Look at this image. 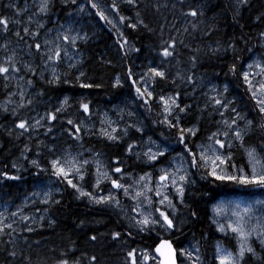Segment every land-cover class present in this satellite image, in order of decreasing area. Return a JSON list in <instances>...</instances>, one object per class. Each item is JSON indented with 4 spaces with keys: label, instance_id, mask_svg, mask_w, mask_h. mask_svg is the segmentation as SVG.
Segmentation results:
<instances>
[{
    "label": "trees",
    "instance_id": "16d2710c",
    "mask_svg": "<svg viewBox=\"0 0 264 264\" xmlns=\"http://www.w3.org/2000/svg\"><path fill=\"white\" fill-rule=\"evenodd\" d=\"M8 2L9 0H0V14L15 19L17 17L14 16V10L4 6ZM14 2L21 7L27 5L26 12L21 13L19 17L21 20H26L27 16L35 12L39 0H14ZM93 2H100L103 5L109 19L117 22L116 27L101 20L96 15L97 9H92L87 0H76L75 5L70 3L65 5L61 0H53L48 15L37 14L34 19L39 18L46 24L45 29L40 32V38L46 34L48 29L53 30L56 25L62 23L69 24L81 35L87 34V40L78 41V49L70 50V52H78L80 63L77 64V67L86 72L90 78L85 82L101 84L100 88L83 89L75 84L74 77L78 73L76 69L68 68V61L58 64L56 71L61 76L67 74L70 83L47 84L46 80L51 77L50 69H46L41 64L38 56L29 57L26 55L27 47L24 41L18 44L15 36L7 37L11 41L9 50L14 47L17 51L23 49L24 59L37 69L35 76L28 74L33 78V85L30 87L25 85L28 96L34 98L30 107L17 108L19 96H9V92L17 91L15 80L11 82L7 90L3 88V81L0 80V171L6 170L12 175L22 177L15 181L0 180V207L8 214L15 211L17 206L25 205V197H29L30 193L35 192L37 183L43 181L42 175L39 176V171L20 156L25 143H28L30 148V154H26L27 159H34L36 157L34 150H36L40 157V163H44L41 164V167L46 165L44 159L50 157L45 145L56 144L62 148L71 146L72 149L78 150L79 144H82L86 151L91 150L94 153H99L109 163L113 156L119 155L124 161L127 171L144 173L154 170V168L141 163L136 159L135 154L124 152L126 142H131L128 137L113 142L98 134L103 115L109 114L112 119L118 120L122 124H135L137 127H142L144 129L142 133H136L134 129L129 130V137L138 142L146 135H153L166 143L176 144V149L180 152H182L183 146L178 143L176 130L169 129L161 123H154V121H161L164 118L158 103V97L161 94L173 93L178 90L180 97L177 102L180 106L183 107L186 104L192 106L187 115H181L183 117L182 126L187 127L195 124L199 129L198 135L191 138L190 147L194 151L197 143H203L212 132L224 129L223 123H217L218 121H222L224 118L230 119L233 115L229 109H219L212 103L210 97L231 101L230 107H235L241 115L248 119L255 117L258 121L260 120L256 112L252 110L254 102L246 92L239 72L245 70L240 67L241 62L246 64L249 60L248 49L256 50L251 55L256 52L264 53V47L260 46L257 35L259 31L264 30V24L256 20V16L264 13V0H248L247 6L240 7H237L235 0H159L161 4L167 3L168 5L159 11L151 7L157 0H137L135 5H128L122 0H116L119 5V14L128 18L125 23H119L116 13L108 7L112 0H93ZM173 3H175V8L172 7ZM81 4L84 5L82 12L79 10ZM189 8H197L203 12V15L197 17L182 15ZM137 12L140 13V18L144 19L149 28L153 29L152 32L142 26H138L135 30L126 27V24L136 22ZM189 21L197 25L195 30L192 29ZM160 23H165L164 39L176 36L178 40L182 39L184 44L189 45V48H185L178 44L179 55L170 58L163 65L169 73V80L177 71H180L182 75H192L194 83L189 85L186 81L177 80L176 85H172L170 82L158 81L154 87L155 99L149 100L147 106H142V102L135 99V92L126 79V72L131 67L138 80L139 75L149 66H156L159 63L157 50L161 40ZM184 28H187L188 31L184 32ZM117 29L127 37L131 47L140 49V51H131L129 45H126L123 50L119 49ZM177 29L180 30L179 33L176 31ZM25 39L27 44H31L34 38L26 37ZM41 39L40 42H42ZM4 42L5 38L0 35V43ZM234 42L235 49L233 50L228 45ZM197 48L200 51L197 53L196 66L193 68L188 63V57L193 54L192 50ZM209 48H219V51L213 55L209 52ZM4 56L5 52L0 49V61ZM237 56L241 57L240 61L236 60ZM105 61H111V63L108 64ZM233 63L237 64L236 75L228 71L229 66ZM41 71L44 80L39 78ZM20 75L24 76L25 73L21 72ZM117 75L121 78L123 86L114 88L112 84ZM137 86L143 88L144 84L141 82ZM212 87L217 89L214 95L209 93V89ZM39 93H43V95H39ZM64 96L70 98L68 106L59 114L57 120L41 121L42 127L31 131L30 135L26 133L17 138L19 130L15 129L13 125L18 118H27L30 122L33 118L39 119L46 111L60 107L59 100ZM82 97L86 98L92 107V114L87 119L82 115V110L78 108V101ZM5 106L8 111L3 110ZM13 109L17 111L16 116L12 115ZM221 111L225 114L223 118L220 116ZM129 112L132 113L131 116L128 115ZM68 119L77 123L84 120L82 127L86 131L81 132L82 140L80 142H75L67 135ZM48 128H52L51 133L47 132ZM9 130H11V135H9ZM255 140L256 136L253 135L248 142L252 143ZM38 141L43 142L39 148L36 147ZM233 151L234 162L244 164L246 161L242 157L239 147L237 146ZM166 162L167 160L164 158L160 164L164 165ZM12 163H17L18 167L22 165V170L18 172L12 169ZM190 170L191 180L195 183L190 184L186 189L185 204L189 205L191 210L199 209V219L189 218V210L178 204L180 220L184 221L185 225L182 233H173L172 238L178 237L180 245L184 246L191 242L198 243L204 264H214V246L217 241L234 248L233 239L231 236L225 238L224 235L219 234L215 225L209 221L210 211L205 208L204 201L201 199V194L208 185L201 178L200 171L193 168ZM89 172L91 173L90 168ZM85 180H88V185L92 183L91 176H87ZM57 190L58 192L51 196L53 199L59 200L60 204L47 205L48 212L44 213L45 205L34 202L35 209L41 210L40 213L31 211L35 219L39 220L41 214L45 215V220L40 221L42 226L31 224V221L23 222L35 229L32 233H27L22 232L18 225H14L17 227V232L14 234V244L9 246L8 250H11V247H15L18 252L23 250L25 254L32 256L33 264H55L61 258L60 253L69 248L72 251L69 252L67 258L70 261L79 258L80 264H89L86 257L93 255L98 258V264H126V252L130 248L154 246V234L148 232L135 236L127 243L124 240L112 241L109 235L111 231H127L129 228L118 212L100 206H92L82 198L77 199L73 189L67 187L63 182L58 181ZM218 191L221 193L219 198L225 197L226 190L223 187ZM227 196L264 198V192L237 189L234 193L228 192ZM29 207L32 208V205ZM27 209L24 207V213L29 215ZM49 219L54 221L51 226L47 223ZM8 222L11 221L6 219L5 223ZM93 234L98 236L95 243L88 239ZM24 237H27V243H25ZM5 247L4 243L0 241V264H10L7 253L3 250ZM257 248L259 254L261 249ZM15 264H19V257ZM250 264H259V262L253 258Z\"/></svg>",
    "mask_w": 264,
    "mask_h": 264
},
{
    "label": "snow or ice",
    "instance_id": "6c2138e0",
    "mask_svg": "<svg viewBox=\"0 0 264 264\" xmlns=\"http://www.w3.org/2000/svg\"><path fill=\"white\" fill-rule=\"evenodd\" d=\"M65 5L76 4V0H61ZM92 9H97L96 15L106 21L108 24L116 25L113 20L105 14L103 10H100V5L93 2V0H87ZM123 3L128 5H135L137 0H122ZM248 0H236L237 7L247 6ZM53 5V0H39L38 6L32 15L27 16L26 20H21L19 17L21 13L26 12L27 5L21 7L14 0L4 5L6 8L14 10V16L12 18L4 14H0V35L5 38L4 43H0V49H3L5 56L0 61V80L3 81V88L8 89L13 80L16 81V92H9V96H19V102L17 108L30 107L34 98L28 96L27 86H32L34 81L32 76L37 74V69L33 67L32 63L24 59V50L14 47L9 50L10 40L7 39L9 35L17 38V43L24 41L27 47L26 55L29 57L38 56L40 62L46 69H50L51 77L46 80L49 85L56 84H69L70 80L65 74L57 73L56 66L60 63L68 61L69 69H76L77 75L74 77V83L78 84L80 88L92 89L100 88L101 84L85 82L90 78L86 72L81 71L77 64L80 63L79 55L77 51H73L70 54V50L78 49V41H86L87 34L81 35L79 31L73 29L71 26H60V30L57 31V35L53 39H44L40 42V32L45 29L46 24L41 22L39 18L34 19L37 14H43L47 16L50 12V6ZM167 3L161 4L159 0L152 4L151 7L159 11L161 8H166ZM108 7L116 13L119 23H125L127 17L119 14V5L116 0H112V3ZM175 8V3L172 4ZM79 10H84V5H79ZM184 16L197 17L203 15V12L197 8H189L186 13H182ZM136 22L126 24V27L133 30L138 26H142L149 32L153 29L149 28L144 19L140 18V13H136ZM235 19V16H234ZM256 20L264 24V13L256 16ZM193 30L197 28V25L189 21ZM159 28L161 30L160 47L157 50V57L159 63L156 66H149L146 71L139 75L138 80L135 78L131 67L127 69L126 79L130 82V86L134 89L135 99L142 102V106H147L149 100L154 98L155 84L160 82H170L172 85H176L177 80L181 82H187L191 85L194 83V77L192 75H182L180 71H177L174 76L169 80V73L165 70L164 64H166L170 58H175L179 55L177 52V45H183L185 48H189V45L184 44L182 39L178 40L176 36H169L167 39L163 38L165 23H160ZM15 29V30H13ZM52 29H48L47 32L51 33ZM178 33L179 29L176 30ZM188 29L184 28V32ZM211 31V29H209ZM119 39L117 41L119 49L123 50L126 45H129L128 39L124 36L122 31L117 29ZM207 34V33H205ZM182 35V33H181ZM259 44L264 47V30L258 32ZM26 37L34 38L31 44H27ZM250 39V38H249ZM229 48L235 49V42L228 45ZM131 51L139 52L140 49H136L129 45ZM193 54L188 57V63L191 67L196 66L197 53L200 49L192 50ZM219 51V48H209V52L213 55ZM250 56L248 59L250 63L241 62L240 67L245 69L239 72L243 86H245L246 92L250 95L251 100L254 102L253 111L260 117L258 121L255 117L248 119L246 116L235 108L230 107L231 101L225 99L210 97L214 105L219 109H229L233 114L231 118H224L217 123H223L224 130L219 129L216 132H212L206 137L207 143H197L195 145V151L191 144V138L195 137L199 133V129L195 124L191 126H182V115H187L191 110V105H184L183 107L177 102L180 97V92L175 90L168 95H159L158 101L163 106L162 114L163 120L154 121V123H161L166 125L169 129H175L178 137V143L183 146L182 152L176 153L175 157H172L164 166L157 169L159 175L153 176L150 172H144L141 175H134L132 172H128L124 166V161L119 155H115L111 158V163L105 165L99 158L100 154H93V160L82 158V153L77 151L73 153L70 151L71 146L68 148H62L56 144L45 145L48 149L51 158L46 160L47 167H41V163L38 159H27L26 154H30L29 144L25 143L24 148L20 152V156L32 167L36 168L39 172H48L50 169V179L55 178L57 181L63 182L67 187L73 189L77 194L76 198H87L91 204L94 205H107L113 208H120L121 202L114 191L122 192L123 196L134 202V206L130 210L121 208V211H126L129 219V228L127 231H111L110 237L112 241L124 240L127 243L128 240L134 239L135 236L141 233L154 234V246L149 245L147 247L130 248L126 252V264H204L201 255L199 254V248L191 243L188 246H181L178 240L173 239V233H182L185 225L184 221L177 219V213L179 211L177 203L184 209L189 210V218L199 219V209L191 210L190 206L185 204L186 189L190 184H194L195 181L190 180L189 168L196 169L201 172V178L206 181L207 187L201 194V199L204 201L205 208L208 209L211 215L208 216L209 221L215 225L216 231L223 233L225 238L229 236L234 237L236 244L234 249L225 248L219 241L215 246V255L213 257L214 264H250V261L255 258L259 264H264V199L257 200H232L228 199V192H235L237 189L247 190H260L264 192V53L260 54L259 59L254 58L251 54L255 49H248ZM237 61L241 60L240 56L236 57ZM110 64L111 61H105ZM153 63H156L153 61ZM250 69L258 71H249ZM228 71L233 75L237 74V64L233 63L229 66ZM25 73L21 76L20 73ZM32 74V76H28ZM26 76L28 77L26 79ZM258 77V79H257ZM39 78L44 80L43 72L39 73ZM143 83L144 87L137 86L138 83ZM123 83L119 75L116 76L112 87H122ZM213 92L216 91L215 87H212ZM227 89L225 88V91ZM195 91V89H193ZM43 95V93H39ZM68 96H64L59 100L60 107H56L51 111H46L39 119L33 118L31 122L27 118H18L14 123V128L19 130L18 137L24 136L26 133L29 135L31 131H34L38 127H42L41 121H55L58 119L59 114L68 106ZM11 102V101H9ZM78 108L82 110V115L85 118H90L92 114L91 103L86 98H81L78 101ZM4 111H8L7 106L4 107ZM122 111V110H121ZM175 113V114H174ZM12 115L16 116V109L12 110ZM132 115L131 112L128 113ZM224 112H220V116L224 117ZM122 119V117H121ZM199 120V117H197ZM102 127L99 129V135L106 138L108 141H121L125 137H128L131 142H126L124 146V152L128 154H135L137 160H145L149 167H155L156 164H160L164 160L168 151L167 147L161 148L156 141L149 138L146 142H138L136 139L129 137V130L134 129L136 133H142L144 129L137 127L135 124H126L123 129L119 128L117 121L110 119H101ZM67 135L75 142L82 140L81 132L86 131L82 126L84 120H80L79 123L72 119L67 120ZM243 125V126H241ZM52 128H48L47 132L51 133ZM11 135V130H9ZM256 136L255 142L249 143L252 136ZM223 137V138H219ZM43 144L42 141H38L36 147L39 148ZM82 148L83 145L79 144ZM239 147L242 157L246 161L244 164H237L234 162L235 155L234 149ZM137 148H141V151H136ZM91 151V150H89ZM60 154H57V153ZM177 161L179 164L177 165ZM187 163L188 167L184 165ZM95 165V170L89 172V168ZM111 164H115L112 167ZM11 168L18 172L22 170V165L18 167L17 163H12ZM86 176L92 177V183L90 185L92 191L85 190L83 183H77V181L83 182ZM125 177L130 183L122 182ZM20 175H12L9 171H0V180H20ZM105 184L109 185L107 194L104 193ZM221 187L225 189V199H219L221 193L218 191ZM99 190V191H96ZM40 192L30 193L29 196L39 197ZM44 199L39 202L45 205L43 212H48L47 205L55 204L59 205L60 201L55 200L51 196L50 191L43 192ZM28 200V197H25ZM210 206V207H209ZM24 207L17 206L16 210L11 212L7 217L3 212H0V241L6 246L4 251L7 253V257L10 260V264H15L16 259L19 257V264H33L32 256L25 254L23 250L19 252L15 247L9 246L14 244V234L17 232L18 225L22 232L32 233L35 229L29 224L23 222L31 221L38 227L42 226L40 221L45 220V215L41 214L39 220L35 219V216H30L24 213ZM40 209H36V213H40ZM11 222L5 223V220ZM255 219V222L253 220ZM49 226L54 221L47 220ZM83 223V222H81ZM135 229V232H133ZM167 237V238H165ZM6 238V239H5ZM90 242H97L98 236L93 234L88 237ZM25 243H27V237H24ZM261 249L258 254L256 247ZM72 249L61 252V258L58 259L55 264H80V259L70 261L67 256ZM89 264H98V258L93 255L86 257Z\"/></svg>",
    "mask_w": 264,
    "mask_h": 264
},
{
    "label": "rangeland",
    "instance_id": "374dc122",
    "mask_svg": "<svg viewBox=\"0 0 264 264\" xmlns=\"http://www.w3.org/2000/svg\"><path fill=\"white\" fill-rule=\"evenodd\" d=\"M235 1H236V0H235ZM97 4L100 5V10H103V11L105 12V14L108 16L107 11H106V9L103 7V5H102L100 2H97ZM113 23H114L115 25H117V22L114 21V20H113ZM61 25H63L64 27H69V26H70L69 24H64V23L59 24L58 26L56 25V26L54 27V29L51 31V33L46 32V34H44L43 36H41L42 39H41V38H40V39H41L42 41H43L44 39H53V38L57 35V31L60 30V26H61ZM118 25H119V24H118ZM71 27H72V26H71ZM73 29H74V28H73ZM70 54H71V52H70ZM252 56H253L254 58H256V59H259L260 54L256 52V53L253 54ZM250 62H251V61L248 60L246 63H250ZM249 71L251 72V71H258V70L250 69ZM257 79H258V77H257ZM142 84H143V83H142ZM216 92H217V89H216L215 92H213V91L211 90V88L209 89V93H210L211 95H214V93H216ZM168 94H171V93H168ZM168 94H161V95H168ZM158 103H159V101H158ZM159 105H160L161 110H162V107H163V106H162L160 103H159ZM101 119H110V120H112V121H117V122L119 123V128H120V129H123V128L125 127V125H126V124H122V123L119 122L118 120L112 119V116L109 115V114L103 115V117H101ZM101 127H102V125H101V123H100L99 129H100ZM219 130H220V131H223L224 129L221 128V129H219ZM149 138H151L152 140L156 141V143H157L161 148H164V147H167V148H168V151H167V153H166V155H165V158H166L167 162H168L172 157H175L176 153L180 152V151H177V149H176V146H177V145H176V144H174V143H166V142L162 141L161 138L154 137L153 135H146V136H144L140 141H144V142H146ZM219 138H223V137H219ZM203 143H207V140H205ZM70 151H72L73 153L79 151V152L82 153V158H83V159H88V160H90V161L93 160V154H95V153L92 152V151H86V150L84 149V147H83V148H80V147H79L78 150H75V149L70 148ZM136 151H141V148H137ZM57 154H60V153L58 152ZM34 155L36 156V157H34V159H38V160H40V157H38V154H37V151H36V150H34ZM49 158H51V157H46V158L44 159L45 164H46V160L49 159ZM99 158H100V160H101L106 166L110 164L109 162H107V161L103 158L102 155H100ZM140 162L143 163L144 165L148 166V164H147V162H146L145 160L141 159ZM167 162H166V163H167ZM166 163H165V164H166ZM41 164L43 165L44 163H41ZM178 164H179V161H177V165H178ZM111 166H112V167H115L116 165H115V164H111ZM124 166H125V165H124ZM162 166H164V165H162V164L158 165V164H157V165H155V167H153L154 170H148V171H146V172H150V173H152L153 176L159 175V172L157 171V169H159V168L162 167ZM184 166L187 168V167H188L187 163H185ZM44 167H47V165H44ZM90 169H91V172H93V171L95 170V165L93 164V166L90 167ZM128 172H129V171H128ZM189 172H190V180H191V170H190V168H189ZM132 173H134V172H132ZM141 174H143V173H134V175H136V176L141 175ZM41 175H42L43 181H41L40 183H37V182H36V183L38 184V185L36 184V185H37L36 190H35V187H36V186L34 187L35 192H40L41 195H40L39 197L29 196V197H28V200H27V201L25 200L26 208H28V209H27V212H28V210H29L28 214L31 215V216H33V214H32L31 211H33V212L36 211L35 206H34V202H38V203H40L39 201L44 199L43 192H45V191H50V192H51V195H52L53 193H57V192H58V190H57L58 181H57L55 178H51V179H50V169H49L48 172H39V176H41ZM86 177H87V176H86ZM88 179H89V178H88ZM122 182H124V183H130L131 181H129V180L127 179V177H125V179H124ZM77 183H83V185H84V187H85V190H89V191H92V190H93V189H91V188L89 189V186H90L91 184L88 185V180H84L83 182L77 181ZM108 187H110V186L107 185V184H105V186H104V193H105V194H107ZM73 191H74V190H73ZM96 191H99V190H96ZM74 193H75V191H74ZM114 194L117 195L118 199H119L120 202H121V206H120V208H113V207H111V206H107V205H94V204H91L87 198H82V199H84L88 204H90V205H92V206H100L101 208H106V209H110V210H113V211H115V212H118V213L120 214V216L123 217L124 221L126 222L127 226L129 227L128 214H126V211H121V208H122V209H125V210H130V208H131L132 206H134V202L131 201L130 199L124 197L123 194H122V192L114 191ZM75 195H77V194L75 193ZM227 198H228V199H232V200H239V201H242V200H257V199H264V198H262V197H244V196H227ZM219 199H225V197H221V198H219ZM174 202L177 203V205L179 204L178 201H174ZM31 205H32V208L29 207V206H31ZM0 212H3V213L5 214L6 217L9 215V214H8L4 209H2L1 207H0ZM210 214H211V213H210ZM177 219L180 220V214H179V213H177ZM5 222H6V220H5ZM253 222H255V219L253 220ZM215 228H216V227H215ZM133 230H135V229H133ZM218 233H219V232H218ZM219 234L224 235L223 233H219ZM232 239H233V244H234V247H235L236 241H235L234 237H232ZM220 243H221L225 248H228V249H234V248H231V247L227 246V245L224 244L223 242H220ZM188 244H189V243H188ZM188 244H185V247L188 246ZM191 244L196 245V246L199 248L198 243H196V242H191ZM181 246H184V245H181ZM215 246H216V244H215ZM215 246H214V247H215ZM257 247H258V246H257ZM257 247H256V251H257V249H258ZM140 248H143V247H138L137 250H139ZM199 254L201 255L200 249H199Z\"/></svg>",
    "mask_w": 264,
    "mask_h": 264
},
{
    "label": "bare ground",
    "instance_id": "6f19581e",
    "mask_svg": "<svg viewBox=\"0 0 264 264\" xmlns=\"http://www.w3.org/2000/svg\"><path fill=\"white\" fill-rule=\"evenodd\" d=\"M165 238H167V237H165Z\"/></svg>",
    "mask_w": 264,
    "mask_h": 264
}]
</instances>
